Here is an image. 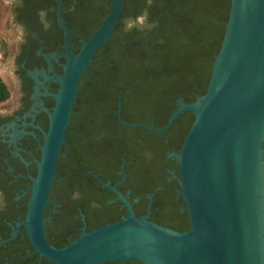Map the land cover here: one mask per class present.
I'll return each instance as SVG.
<instances>
[{
  "label": "water",
  "instance_id": "95a60500",
  "mask_svg": "<svg viewBox=\"0 0 264 264\" xmlns=\"http://www.w3.org/2000/svg\"><path fill=\"white\" fill-rule=\"evenodd\" d=\"M111 6L100 26L77 53L68 47L58 76L60 88L44 136L41 159L25 219L34 252L54 264H98L136 260L143 264H264V0H230L224 34L214 54L208 85L195 100L177 99L163 127L132 123L164 132L185 111L191 126L175 154L178 184L189 216V228L176 231L137 216L128 200L109 183L126 208L118 221L82 232L63 247L45 235L44 210L81 76L97 50L111 40L124 0ZM173 150V149H172ZM166 157V158H167ZM148 198H151L148 195Z\"/></svg>",
  "mask_w": 264,
  "mask_h": 264
},
{
  "label": "flooded vegetation",
  "instance_id": "af4514ba",
  "mask_svg": "<svg viewBox=\"0 0 264 264\" xmlns=\"http://www.w3.org/2000/svg\"><path fill=\"white\" fill-rule=\"evenodd\" d=\"M3 6L7 12V30L13 33L14 38H11V46L8 45L5 57L10 60L7 85L11 94L5 102L0 103V264H54L34 252L26 228L19 224L26 217L44 136L49 130L56 94L60 88L58 76L63 74L67 62L64 29L59 24L58 13L65 19L66 27L71 31L68 47L77 53L83 42L100 26L110 9L111 1L8 0ZM173 7L174 0H152L150 6L147 0H124L123 9L109 41L121 43L127 40L125 38H150L158 23L152 16H158L164 9ZM41 10L45 13L44 20L49 24L47 28L41 21ZM145 10L148 13V23L155 26L143 30L134 27L126 31L125 21L135 19ZM129 42L132 41H126L128 44ZM105 44L97 50L90 63H96L92 73L88 74L90 80L92 75L102 76L106 62L111 64L102 50ZM132 51L129 47L128 54L132 55ZM83 75L78 84L69 125L65 131L64 143L45 205L44 229L48 242L55 247L66 246L82 232L114 222L126 214V208L120 199L110 188L104 186V183L116 185L122 194H128V200L138 216L148 214L149 219L156 221L152 213L155 195L164 201L167 196L173 195L178 203L179 213L188 215L179 191L178 163L176 164L174 157L184 139L183 129L191 121L182 119L183 112L172 123V128L166 136L159 139L161 144L167 146L161 155L165 163L158 174L160 184L153 186L151 191L147 190L142 197L138 189L143 190L148 184L145 178L142 179L141 168L149 158V153L144 148V139L138 137L135 143L126 149L121 143L122 137L132 144L131 136L118 126L110 144L104 132L107 125L101 124L103 121L113 125L120 122L119 99V116L127 121L122 114H132L134 111L128 103L143 93V88L135 89L142 81L134 85H115L116 97L101 100L104 89L98 85L94 87L96 83L90 85V81L82 82ZM99 85L104 86L100 83ZM126 91L127 104H124L122 97ZM179 98L188 102L182 94L172 96L170 103L166 99L157 101L156 111L145 115L140 122L154 125L156 120L163 121L166 113L171 115L172 111L177 109ZM77 102L82 105L78 111L75 109ZM112 112L115 118L108 114ZM120 124L128 126L121 122ZM149 135L144 134L146 139ZM159 140L154 139L152 144L159 148ZM103 149H107L110 156L108 161L102 162L100 153ZM173 151L175 154L167 157L166 152ZM83 154L84 158L80 159ZM91 166L99 171L92 170ZM74 169H83L84 172L76 174ZM148 195L151 198H148ZM162 224L170 227L167 221ZM187 227L183 226L182 230Z\"/></svg>",
  "mask_w": 264,
  "mask_h": 264
},
{
  "label": "trees",
  "instance_id": "16d2710c",
  "mask_svg": "<svg viewBox=\"0 0 264 264\" xmlns=\"http://www.w3.org/2000/svg\"><path fill=\"white\" fill-rule=\"evenodd\" d=\"M162 1L168 2V0ZM229 9L230 0H174L173 9H164V12L161 9L163 13L152 16L153 19L158 20V23L149 36L150 38H125L132 41L129 44L126 43L127 40L121 43L108 41L102 50L106 60H109L111 64L105 61L102 76L92 75V80L88 74L92 73L96 63L89 64L88 70L82 77V82L90 81V85L96 83L94 87L97 85L102 87L104 92H102L101 100H104L116 97L117 88L115 85H134L138 81H142L135 86V89L143 88V93L128 103L134 111L132 114H122V117L129 122H140L145 115L151 111L155 112V102L162 99H166L170 103L172 96L182 94L186 101H192L196 94H203L207 88L214 54L220 47L225 30L223 22L228 18ZM107 46L109 48H106ZM129 47L133 49L132 55L128 54ZM127 92L122 97L124 104H127V97H125ZM9 96V88L6 82L0 78V103L5 102ZM80 106L82 105L77 102L76 111L80 110ZM108 114L114 116L113 112ZM100 115L103 114L100 113ZM182 115L183 120L192 123L193 112L187 111ZM164 116L163 121H154L156 127L164 126L170 113L168 112ZM191 123L183 129V134L187 133ZM101 124L107 125L104 132L110 144L118 126H121V130L131 136L132 144H129L127 138L122 137L121 143L126 149L128 146H132L138 137L144 139V148L147 149L149 158L141 168L142 179L145 178L148 184L143 190L138 189L139 194L143 197L147 190L151 191L153 186L160 184L158 174L165 163L161 155L167 146L161 144L159 139L165 137L172 127L164 133H157L142 127L122 126L120 122L113 125L103 121ZM148 133L150 135L146 139L144 134ZM154 139L159 140V148L152 144ZM109 156L110 153L107 149H103L100 153L102 162L108 161ZM83 158L84 154L80 155V159ZM90 168L96 172L99 171L94 166ZM73 171L76 174L84 172L83 169L80 171L74 169ZM177 206L178 203L173 195L167 196L165 201L155 195L152 202V213L156 219L154 222L162 224L167 221L170 223V228L176 231H184L182 227L185 225L188 226V229V215L179 213ZM121 218L115 219L114 222ZM110 263L143 264L136 260Z\"/></svg>",
  "mask_w": 264,
  "mask_h": 264
},
{
  "label": "rangeland",
  "instance_id": "374dc122",
  "mask_svg": "<svg viewBox=\"0 0 264 264\" xmlns=\"http://www.w3.org/2000/svg\"><path fill=\"white\" fill-rule=\"evenodd\" d=\"M8 0H0V52L3 56V63L0 66V78L4 80L7 84L9 69H10V60L5 58L7 56L8 45L11 46V38H14V35L11 31L7 30V12L6 8L3 6ZM8 86V85H7ZM11 94V93H10ZM1 105V104H0Z\"/></svg>",
  "mask_w": 264,
  "mask_h": 264
},
{
  "label": "clouds",
  "instance_id": "9594fccd",
  "mask_svg": "<svg viewBox=\"0 0 264 264\" xmlns=\"http://www.w3.org/2000/svg\"><path fill=\"white\" fill-rule=\"evenodd\" d=\"M147 3L150 6L152 3V0H147ZM39 15H40L41 21L44 23V27L45 28L49 27V24L44 20L45 13L43 10L40 11ZM154 26H155L154 24L148 23L147 10H145L141 15L137 16L135 19L130 18V19L125 21V30L126 31H130L134 27H137V28L143 30L146 27L151 28ZM21 34H22V30H21Z\"/></svg>",
  "mask_w": 264,
  "mask_h": 264
},
{
  "label": "built area",
  "instance_id": "2783aa9c",
  "mask_svg": "<svg viewBox=\"0 0 264 264\" xmlns=\"http://www.w3.org/2000/svg\"><path fill=\"white\" fill-rule=\"evenodd\" d=\"M2 63H3V56L2 53L0 52V66H2Z\"/></svg>",
  "mask_w": 264,
  "mask_h": 264
}]
</instances>
